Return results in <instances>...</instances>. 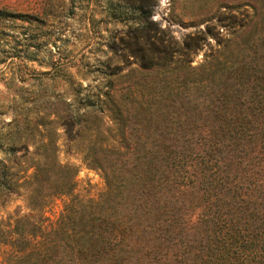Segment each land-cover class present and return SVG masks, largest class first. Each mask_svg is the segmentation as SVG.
<instances>
[{
	"label": "trees",
	"instance_id": "1",
	"mask_svg": "<svg viewBox=\"0 0 264 264\" xmlns=\"http://www.w3.org/2000/svg\"><path fill=\"white\" fill-rule=\"evenodd\" d=\"M88 1L0 4V19L40 22L86 8L85 46H106L91 60L58 54L12 98L0 204L19 196L25 210L0 218V264H185L176 256L194 234L206 241L191 264H247L248 169L264 170V0L231 4L229 34L198 63L208 24L177 40L151 17L156 0ZM97 19L120 25L103 39ZM61 139L101 171L96 198L73 192Z\"/></svg>",
	"mask_w": 264,
	"mask_h": 264
},
{
	"label": "rangeland",
	"instance_id": "2",
	"mask_svg": "<svg viewBox=\"0 0 264 264\" xmlns=\"http://www.w3.org/2000/svg\"><path fill=\"white\" fill-rule=\"evenodd\" d=\"M41 1L0 0V4H12L21 9L31 7ZM54 1L51 0V2ZM235 2L236 0H156L151 17L160 26L166 27L177 40H181L188 32L205 28V24H208L210 32H206V41L192 56L191 63H198L205 56L209 57L213 53L219 42L218 37H225L229 34L231 29L228 24L229 13L232 10L231 4ZM88 3L87 8L92 7V0ZM93 7L94 17L99 18L96 11L100 9V6ZM100 11L104 13L103 10ZM87 15L86 8L74 7L72 11H66L53 18L52 21L48 18H45V22L19 18L0 19V133L8 129L6 122L12 115L10 107L12 98L18 99V93L29 88V82L32 81L30 75L49 69L50 63L55 61L58 54L63 56L67 62L74 61L82 53H85L89 60L93 57H103L104 52L94 48V45L105 49L104 43H90L85 46L87 41L89 42L85 36L88 26ZM97 21V29L103 39H107L108 32L104 29L105 27L120 25L116 22H105L102 19H97ZM90 45L91 48H88ZM73 76L78 78L82 85L87 81L86 78H80L78 75ZM59 142L61 144L58 158L61 161H69L77 167L73 192L82 198H96L104 186L101 171L88 167L77 154L65 151L62 139ZM254 171L255 166L250 165L246 196L247 264H255L257 252L261 254V264H264V170H261L259 175H256ZM64 199L63 196L55 197L45 209L44 214L52 219L55 218ZM190 199L198 203L200 201L195 196ZM13 210L18 212L25 210L21 197H12L9 201L0 204V218L13 214ZM198 236L197 234H194L193 238L189 236L185 244L191 246L185 253L177 255L176 259L181 258L185 264H191L192 260L196 259L194 246L206 241L204 235ZM1 255L0 248V258Z\"/></svg>",
	"mask_w": 264,
	"mask_h": 264
}]
</instances>
